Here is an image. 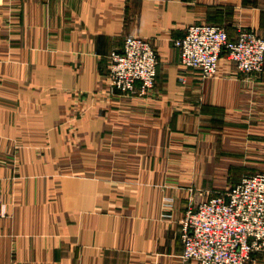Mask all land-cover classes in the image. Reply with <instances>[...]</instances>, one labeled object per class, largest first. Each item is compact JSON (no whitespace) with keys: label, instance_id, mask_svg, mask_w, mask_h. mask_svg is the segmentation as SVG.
Listing matches in <instances>:
<instances>
[{"label":"crops","instance_id":"1","mask_svg":"<svg viewBox=\"0 0 264 264\" xmlns=\"http://www.w3.org/2000/svg\"><path fill=\"white\" fill-rule=\"evenodd\" d=\"M200 23L264 38V0H0V264H198L188 208L264 172V73L185 69ZM131 37L159 56L143 95L108 78Z\"/></svg>","mask_w":264,"mask_h":264},{"label":"built area","instance_id":"2","mask_svg":"<svg viewBox=\"0 0 264 264\" xmlns=\"http://www.w3.org/2000/svg\"><path fill=\"white\" fill-rule=\"evenodd\" d=\"M185 69L200 70L203 78L218 72L223 56L247 75L264 73V38L240 31L231 38L224 26L200 23L174 40ZM159 56L152 40L131 37L109 55L111 89L147 94L156 86ZM185 81V76H182ZM183 259L198 264H249L264 255V172L242 177L224 194L192 205L182 221Z\"/></svg>","mask_w":264,"mask_h":264}]
</instances>
